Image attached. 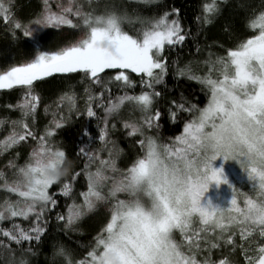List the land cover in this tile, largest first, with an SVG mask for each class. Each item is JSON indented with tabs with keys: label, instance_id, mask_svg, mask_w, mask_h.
I'll use <instances>...</instances> for the list:
<instances>
[{
	"label": "snow or ice",
	"instance_id": "snow-or-ice-1",
	"mask_svg": "<svg viewBox=\"0 0 264 264\" xmlns=\"http://www.w3.org/2000/svg\"><path fill=\"white\" fill-rule=\"evenodd\" d=\"M226 2L205 0L196 20L213 23ZM98 8L99 0H42L37 14L23 22L16 18L14 0H0V21L13 39L17 32L26 38L34 52L0 71V90L22 91L15 104L7 105L19 115L0 117V129L6 131L0 154L32 142L23 163L14 157L6 165L10 174L0 170L5 193L0 258L7 253L6 264H31L29 257L37 255L33 244L39 246L46 236L59 194L71 201L63 213H55L66 236L80 232V222L90 214L102 212L103 219L82 254L53 243L49 264H264V7L245 18V35L228 47L217 45L222 54L209 45L202 60L182 66L172 61L173 75L197 82L205 103L181 95L163 112L157 102L170 67L165 50L194 38L181 23L180 9L144 16L114 4ZM125 24L138 27L129 31ZM65 27L78 35L49 50L47 30ZM224 31L231 36L232 26L226 24ZM195 51L201 52L199 44ZM75 73L83 94L69 88L54 104H44L51 119L37 131L42 97L36 84L54 74ZM125 110L139 115L124 118ZM181 112L188 118L166 142L161 119L167 115L175 123ZM73 115L97 127H82L86 142L78 143L69 158L55 138ZM118 124L136 149L123 167L125 149L113 138ZM218 157L235 160L249 182L248 191L230 185L233 196L226 207L201 202L212 182L228 183L223 168L213 166ZM77 162L81 166L75 167ZM81 176L85 186L77 191Z\"/></svg>",
	"mask_w": 264,
	"mask_h": 264
},
{
	"label": "trees",
	"instance_id": "trees-1",
	"mask_svg": "<svg viewBox=\"0 0 264 264\" xmlns=\"http://www.w3.org/2000/svg\"><path fill=\"white\" fill-rule=\"evenodd\" d=\"M204 2L205 0H153L150 4L138 5L135 3V0H99L101 8H98V10H102L104 4H114L117 6L118 10L127 8L131 13L133 9H136L139 14L144 16L158 14L161 10H168L173 7L180 9L179 16L181 23L186 29L191 30L194 38L187 39L182 46L178 45L175 49L165 50V55L168 56L170 67L169 73L165 77V84L158 86L159 90L162 92V96L158 100L157 106L161 108L162 112L167 108L168 102L171 99L179 101L181 95L194 104H200L202 106L205 103V96L201 91V86L197 82L186 78L177 79L173 75L171 66L172 61H178L182 66L190 60H202L206 56L208 51L207 46L209 45L213 52L222 54L223 49L217 45L223 44L225 47H228L236 41L237 37L245 35L246 33L243 27L245 18L251 14L253 8L259 10L261 7H264L262 0H227V2L222 5V14L216 18L213 23L202 25L196 20V17L202 14L201 6ZM14 4L16 18L23 22H27L40 10L42 0H14ZM226 24L232 26L233 31L231 36L227 35L224 31ZM133 27H138V25L133 26L125 24V28L129 31H131ZM77 34V32L71 29L68 35L60 30L47 31V38L49 39L47 48L49 50H55L66 38L75 37ZM17 37V39H13L9 34L8 27H6L3 21H0V71H3L13 63H21L30 59L32 55H34L32 49L25 43L26 38L22 37L19 32H17ZM196 44H199L201 47L200 53H196L195 51ZM133 78L136 79L135 76H133ZM84 83H86V81ZM36 88L42 97V108L44 104H54L56 98L62 92L69 90V88L76 90L81 95L83 94V84L81 83V76L79 73L54 74L38 82ZM139 90V87L135 89L137 92H139ZM21 95L22 91L19 87L11 90H0V117L8 116L16 118L19 115L18 111L9 109L7 105L15 104ZM79 105L82 106L83 102ZM138 115L139 113L133 114V116ZM122 116L127 119L133 118V116H129L127 110L122 113ZM187 118V114L181 112L179 114V119L175 123H172L167 115H164L161 119V138L166 141L167 137L178 134L182 130V121ZM50 119L51 116L50 118H46L45 114L39 111L35 123L37 131L42 130ZM85 124L93 131L97 127L95 121L89 122L84 117L76 118L73 115L68 123L59 130L55 138L60 143V146L66 148L69 153V158L72 157V153L78 143L82 141L86 142L87 138L81 136L82 127ZM117 127L118 130L113 133V138L125 149L124 155L120 160L122 166H124L126 162L133 158L136 149H133L132 141L124 136L123 130L120 129L119 124ZM5 134V129H0V139H2ZM94 146L98 147V144ZM16 153H19L18 157H16ZM27 155L28 148L25 144L19 146L15 150L5 151L0 154V156H2L0 157V168H3L8 160L14 157L16 163H23ZM81 163L82 162H77L75 167L81 166ZM5 172L10 174L8 170H5ZM84 186L85 180L83 176L78 177L75 189L79 191ZM1 192L3 191L0 190V199H2ZM56 198L59 203L58 207L51 213L48 232L39 246L33 244L37 255L29 257L31 264H49L47 257L51 256L52 244L57 241L63 242L65 245L74 249L77 255L82 254L81 249L88 245V242L91 237L95 235L103 219L102 212L87 216L80 222V232H69L66 236L62 231V223L57 222L55 219V213H63L65 211V205L71 203V201L59 194H57ZM77 199H79V197H77ZM21 223L25 222L21 221ZM77 242L79 243V247L77 246ZM13 247L15 248L16 246L13 245ZM16 255H20L19 249H17ZM237 259H240L238 254ZM7 260L8 256L7 253H5L4 256L0 258V264H6Z\"/></svg>",
	"mask_w": 264,
	"mask_h": 264
},
{
	"label": "rangeland",
	"instance_id": "rangeland-1",
	"mask_svg": "<svg viewBox=\"0 0 264 264\" xmlns=\"http://www.w3.org/2000/svg\"><path fill=\"white\" fill-rule=\"evenodd\" d=\"M53 8L55 9V2H53ZM50 30H58V29L52 28V29H48L47 31H50ZM59 30L63 31V33L66 35H68L70 31V29H68L67 27L63 29H59ZM81 102H83V100H79L78 104H80ZM39 111L40 113L41 112L44 113L42 106H40V109L38 110V112ZM46 118H50V115L46 116ZM96 126H97V122H96ZM117 130H118V127H117ZM31 144H32L31 141L25 144L28 148V153L30 151ZM18 147L19 146L14 147L13 149H10V150L11 151L15 150ZM119 164L120 166H122L120 161H119ZM6 165L7 163L3 166V168H0V170H3V171L8 170L9 172L10 170L6 167ZM213 166L216 168H221V167L223 168V174L224 176L227 177L228 183H220L219 185H217L216 182H212L208 190L205 192L204 196L201 198L202 203H208V201L210 200L214 205H220L221 207H226L230 203V200L233 196L232 188L230 187V185L241 187L243 188L244 191L249 190L248 189L249 182L247 180L246 174L242 171L239 164L235 160L225 161L222 157H218L215 161H213ZM1 194H2L1 197L3 198L5 193L1 192ZM91 215H94V214H90L89 216Z\"/></svg>",
	"mask_w": 264,
	"mask_h": 264
}]
</instances>
